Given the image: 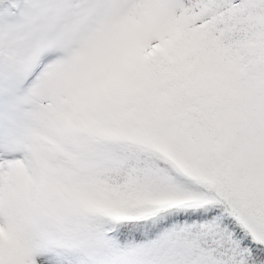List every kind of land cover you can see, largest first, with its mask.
<instances>
[{
    "label": "snow or ice",
    "instance_id": "snow-or-ice-1",
    "mask_svg": "<svg viewBox=\"0 0 264 264\" xmlns=\"http://www.w3.org/2000/svg\"><path fill=\"white\" fill-rule=\"evenodd\" d=\"M0 264H264V0H0Z\"/></svg>",
    "mask_w": 264,
    "mask_h": 264
}]
</instances>
